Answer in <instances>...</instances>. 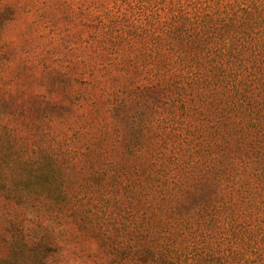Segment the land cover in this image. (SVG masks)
<instances>
[{
	"label": "trees",
	"instance_id": "1",
	"mask_svg": "<svg viewBox=\"0 0 264 264\" xmlns=\"http://www.w3.org/2000/svg\"><path fill=\"white\" fill-rule=\"evenodd\" d=\"M92 1L97 31L85 49L100 51L85 55L81 100L101 99L104 117L91 105L76 113L72 101L39 102L66 110L46 113L53 127L66 124L50 139H65L33 143L25 156L8 125L15 111L0 101V196L55 207L72 235L109 257L102 264H264V223L244 239L236 230L247 206L264 211V0L234 16L217 0H181L168 21L150 1ZM125 49L137 53L139 81L121 80ZM252 241L258 258H241ZM10 244L0 264H47ZM43 248L34 242L33 255Z\"/></svg>",
	"mask_w": 264,
	"mask_h": 264
},
{
	"label": "rangeland",
	"instance_id": "2",
	"mask_svg": "<svg viewBox=\"0 0 264 264\" xmlns=\"http://www.w3.org/2000/svg\"><path fill=\"white\" fill-rule=\"evenodd\" d=\"M100 1L112 6L110 0ZM141 1L138 0L137 3ZM143 1H150V7L158 10V13L167 12L165 15L162 13V20L170 18L182 6L181 0ZM190 1L192 0H185L184 4L187 5ZM88 2L94 3L92 0H0V101L10 106L8 112L15 111L7 120L14 133L12 140L16 151L22 154L21 151L26 150L22 155L30 153L33 143L60 144L65 139L63 135L54 140L50 139L49 132H54V136L57 131L65 133L63 130L66 131V124L57 123L53 127L51 121H48V114L54 112L56 115H63L66 110L58 111L49 106L46 109L48 112L43 110L45 104L40 105L39 102L49 103L54 100L66 104L72 101L75 106L71 110L76 113L78 107L81 109L83 105L86 109L91 105L81 100V92L85 88V75L82 70L85 55L89 53L94 56L100 48L93 45L85 49L86 38L97 31L95 24L91 23L96 22L94 18L98 15V8ZM219 3L227 7L226 10L231 16L240 11L244 13L250 7V0H217L215 5L218 6ZM87 17L93 19L89 18L91 21L87 23ZM242 21L240 16L236 22ZM235 41L241 46L245 42L241 38H236ZM131 54L128 49L120 54L121 65L130 69L127 79H121L123 83L139 81L144 75L133 69L138 68L137 56L135 57L137 53ZM110 77L112 84L119 82V77ZM91 108V112L98 118L104 117L105 106L101 99H96L94 107ZM84 111L80 110L78 113L84 115ZM235 169L238 171L237 167ZM260 195L263 196V193ZM261 198L263 197L257 195L255 202L260 204ZM190 204L187 211L195 209V199ZM262 205L264 207V202ZM52 208L55 207L45 209L34 205L32 201L13 202L0 196V261L9 256L11 240L17 244H26V248L31 251L29 254L26 252L29 258H46L47 264H102L103 260L109 258L93 240L78 239L74 233L72 235L61 217L54 218ZM245 209L240 217L245 222H240V218L236 221V230L241 239L248 237L244 234L246 231L258 232L264 223L263 210L258 211L251 205ZM257 219L261 224L257 223ZM40 224L46 227L41 230ZM36 241L44 248L36 250L33 255V243ZM261 244L255 241L246 242L241 258H258ZM11 258L7 259L11 261ZM16 261L13 260L12 264H23L18 259Z\"/></svg>",
	"mask_w": 264,
	"mask_h": 264
}]
</instances>
